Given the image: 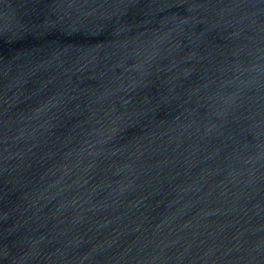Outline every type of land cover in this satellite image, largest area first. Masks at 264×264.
Instances as JSON below:
<instances>
[{"label":"water","instance_id":"95a60500","mask_svg":"<svg viewBox=\"0 0 264 264\" xmlns=\"http://www.w3.org/2000/svg\"><path fill=\"white\" fill-rule=\"evenodd\" d=\"M0 264H264V0H0Z\"/></svg>","mask_w":264,"mask_h":264}]
</instances>
